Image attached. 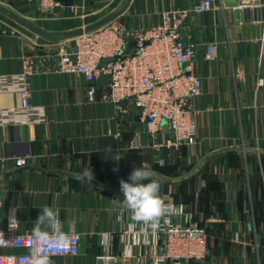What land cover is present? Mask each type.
Masks as SVG:
<instances>
[{"label": "crops", "instance_id": "obj_1", "mask_svg": "<svg viewBox=\"0 0 264 264\" xmlns=\"http://www.w3.org/2000/svg\"><path fill=\"white\" fill-rule=\"evenodd\" d=\"M201 1L57 0L58 6L44 8L40 0H0L6 10L0 12V76L19 73L27 60L31 102L47 113L45 123L0 125V228L12 211L19 230L31 233L48 205L59 211L64 232L81 236L80 252L51 257L53 264H154L146 248L134 245L142 226L118 207L119 180L147 163L165 201L185 205L177 221L209 233L210 256L199 264H264V236H252L247 218L263 211L255 205H264V42L244 40L232 21L235 9L264 5L228 0L237 3L191 15L185 31L199 49L197 74L204 81L194 103L199 118L193 144L155 148L173 140L165 123L150 135L131 101H101L104 79L90 103L87 80L58 68L60 51L73 47L77 31L104 19L143 30L163 23L164 13ZM71 4H77L74 12ZM224 10H230L227 19ZM209 43L220 47L214 63L203 60ZM20 103L18 94L0 93V110ZM22 158L25 167L18 164ZM85 170L93 173L91 181Z\"/></svg>", "mask_w": 264, "mask_h": 264}, {"label": "built area", "instance_id": "obj_2", "mask_svg": "<svg viewBox=\"0 0 264 264\" xmlns=\"http://www.w3.org/2000/svg\"><path fill=\"white\" fill-rule=\"evenodd\" d=\"M215 0H203L193 7L179 8L163 15V23L143 30L130 31L118 20L95 30L79 34L71 49H62L58 57L59 72L83 76L88 84V101L99 96L96 83L105 80V90L100 94L103 102L119 106L131 101L139 110L146 131L155 136L163 124L173 136L167 144L154 147L170 148L173 145L193 144L197 138L199 111L195 100L204 92V81L197 74L199 49L189 41L185 29L193 13L214 10ZM44 8L56 7L57 0H40ZM77 4L68 5L72 12ZM220 47L216 43L204 46L203 60L214 63ZM33 71L27 60L19 73L0 76V93H16L20 106L0 110V125H33L45 123V107L31 102V76ZM22 167L27 160L18 161ZM179 206L172 201H165ZM172 214L161 221V229L140 230L141 236L133 238L134 245L146 248L145 255L154 264H199L209 257L208 234L191 222L182 223ZM20 222L15 212H9L7 225L0 228V264H29L30 232L19 230ZM69 240L61 249H47L51 257L77 255L81 236L68 233ZM239 236V235H238ZM4 250L9 252L4 253ZM128 257H131L129 255ZM108 258L102 257L101 260Z\"/></svg>", "mask_w": 264, "mask_h": 264}, {"label": "clouds", "instance_id": "obj_3", "mask_svg": "<svg viewBox=\"0 0 264 264\" xmlns=\"http://www.w3.org/2000/svg\"><path fill=\"white\" fill-rule=\"evenodd\" d=\"M160 164L163 165V161ZM83 176L89 181L93 179V173L89 170H85ZM154 177L155 173L147 163L132 169L127 180H119L123 198L118 201V207L121 213H129L131 220L142 226V230L157 232L161 229L162 220L167 223L166 218L170 215L182 214L185 205L166 203L161 195V183ZM28 239L29 264H53L47 249H62L69 240L68 233L63 230L59 211L44 205Z\"/></svg>", "mask_w": 264, "mask_h": 264}, {"label": "water", "instance_id": "obj_4", "mask_svg": "<svg viewBox=\"0 0 264 264\" xmlns=\"http://www.w3.org/2000/svg\"><path fill=\"white\" fill-rule=\"evenodd\" d=\"M237 2L228 1V0H215L214 5L217 8H223L224 4L226 7H231L232 4H236ZM256 5H264V0H258L256 2ZM0 12L6 13V10L0 5ZM224 13L227 17L231 15L230 10L227 12L224 10ZM202 14V13H198ZM232 21L235 25H238L240 27L242 38L246 41H260L264 42V25H262L261 22H264V8H256L254 10L245 8V9H235L232 14ZM253 17V18H252ZM256 19L258 24L254 25L252 24V19ZM108 20L104 19L100 21L99 23L92 25L91 27H88L84 30L77 31L76 33H73L74 35L82 34L83 32H89L92 30H95L101 26H103Z\"/></svg>", "mask_w": 264, "mask_h": 264}, {"label": "rangeland", "instance_id": "obj_5", "mask_svg": "<svg viewBox=\"0 0 264 264\" xmlns=\"http://www.w3.org/2000/svg\"><path fill=\"white\" fill-rule=\"evenodd\" d=\"M262 184L264 185V181H262ZM256 209L259 208H263V211L260 210H252L249 213V217L247 215V218L250 220V222L252 223V236L254 237H262L264 236V205L261 207L259 205H255Z\"/></svg>", "mask_w": 264, "mask_h": 264}, {"label": "trees", "instance_id": "obj_6", "mask_svg": "<svg viewBox=\"0 0 264 264\" xmlns=\"http://www.w3.org/2000/svg\"><path fill=\"white\" fill-rule=\"evenodd\" d=\"M206 230V229H205ZM206 232H207V230H206ZM207 234H208V238H209V233L207 232ZM208 247H209V242H208ZM210 251V250H209ZM210 256V255H209ZM261 257H264V250L262 251V254H261Z\"/></svg>", "mask_w": 264, "mask_h": 264}]
</instances>
